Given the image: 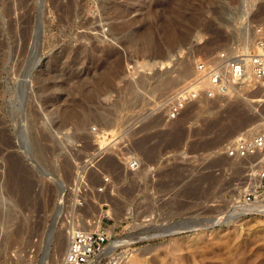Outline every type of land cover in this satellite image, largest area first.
Listing matches in <instances>:
<instances>
[{"label": "rangeland", "instance_id": "rangeland-1", "mask_svg": "<svg viewBox=\"0 0 264 264\" xmlns=\"http://www.w3.org/2000/svg\"><path fill=\"white\" fill-rule=\"evenodd\" d=\"M258 26L264 0H0V264H50L54 239L66 236L63 257L77 226L104 228L107 247L137 237L100 264H264L263 211L173 226L224 222L258 183V156L223 149L264 129L263 90L168 120L195 60L254 42Z\"/></svg>", "mask_w": 264, "mask_h": 264}, {"label": "built area", "instance_id": "built-area-1", "mask_svg": "<svg viewBox=\"0 0 264 264\" xmlns=\"http://www.w3.org/2000/svg\"><path fill=\"white\" fill-rule=\"evenodd\" d=\"M192 70V75L179 87L168 105L169 121L177 119L195 100L227 97L243 85L262 89L261 102L264 103V26L256 28V38L249 49H238L233 53L223 50L214 55L199 56ZM260 151H264V129L255 133L241 132L223 149L227 157L236 159H249ZM138 165V160L133 159L130 169H136ZM254 165H257L256 176L260 183L258 186L250 185L244 191V204L264 201V161L257 159ZM106 184L104 182L99 189H104ZM108 241L109 233L104 228L86 230L81 226L73 227L62 264H93L98 256L104 254ZM101 259L95 264H100Z\"/></svg>", "mask_w": 264, "mask_h": 264}, {"label": "bare ground", "instance_id": "bare-ground-1", "mask_svg": "<svg viewBox=\"0 0 264 264\" xmlns=\"http://www.w3.org/2000/svg\"><path fill=\"white\" fill-rule=\"evenodd\" d=\"M245 16V14H242V15H240L239 17L240 18H243ZM239 18V19H240ZM251 35H247L246 37H245V39H244V41L243 42H241V43H239V44H233V46L231 47V50H226V51H230V52H235L236 50H238V49H244V50H246V49H249L253 44H254V42H253V39H252V37H250ZM254 41H255V39H254ZM252 44V45H251ZM243 46V47H239V46ZM181 52H182V48L180 49V50H177V54L178 55H181ZM175 52H173V53H171L167 58H165V59H162V60H159V61H157V60H154V63H159V64H164V63H170V61L171 60H173V58L174 57H176L175 59H177V54L175 53ZM153 64V63H152ZM181 68V67H180ZM182 69V68H181ZM180 69V70H181ZM180 70H179V72H180ZM161 71V69H156V73L158 74V75H162V72H160ZM164 71V70H163ZM167 71V70H166ZM178 71V70H177ZM184 73H186L185 72V70H182V72H180V74H183V75H181L180 76V74L178 73V75H179V78H177V79H180V80H182V78L184 77L185 78V74ZM154 74V73H153ZM178 75L176 76V77H178ZM144 79H145V76L143 77ZM183 78V79H184ZM159 79V78H158ZM146 80V79H145ZM164 80V79H163ZM179 80V81H180ZM169 81V80H168ZM143 82V81H142ZM177 82V81H176ZM176 82H174V83H176ZM167 83L168 82H165L164 84H165V86L167 85ZM169 83H171L170 81H169ZM168 83V84H169ZM178 83V82H177ZM144 84V83H143ZM162 84H163V81H162ZM172 84V83H171ZM140 85V84H139ZM168 86V85H167ZM170 86V85H169ZM173 86V85H172ZM179 89V88H178ZM177 89V90H178ZM262 98H263V96H262ZM261 98V99H262ZM261 101H263V99L261 100ZM260 101V102H261ZM108 125V124H107ZM254 128L255 127H253V128H251V129H247L245 132H250V131H253L254 130ZM258 156V161H260V162H262V161H264V151H260L257 155H256V157ZM258 165V164H257ZM257 165H254L255 166V170H256V167H257ZM254 174H255V172H254ZM256 175H257V170H256ZM254 177H256V179H257V181H258V183H256V185H254L255 183H253L252 185H254V186H258L259 185V183H260V181H259V179L257 178V176H255V175H253ZM255 179V180H256ZM256 182V181H255ZM251 185V184H250ZM249 185V186H250ZM29 190L30 189H28V191H26L25 192V194L27 195V194H29L28 192H29ZM90 207H91V205H90ZM233 208H235V209H233ZM232 209L233 210H231L228 214H226L223 218H221V219H219V221L221 220V221H227V220H230L231 221V219H234V218H236V217H239L240 215H242V213H259V212H256V211H263L264 212V201H258V202H256V203H253V204H244V203H238V204H236V205H234V207H233ZM106 210V209H105ZM108 210V209H107ZM106 210V211H107ZM109 211V210H108ZM250 211V212H249ZM255 211V212H254ZM105 214V213H104ZM106 214H108V213H106ZM190 221V222H189ZM199 220L198 219H187V221L186 220H181V221H177L173 226L174 227H192V228H195V227H204L203 226V224H201L200 222H198ZM76 222V221H75ZM89 222V221H88ZM98 222L99 223H101V220H98ZM189 222V223H188ZM91 223V222H90ZM186 224H188V225H186ZM89 225V224H88ZM84 229H86V230H96V229H91V228H89V227H83ZM172 228V227H171ZM98 229V228H97ZM99 229H102V227L101 228H99ZM71 233V232H70ZM70 233L68 234V245H69V238H70ZM161 234H163V233H161ZM154 235H158L157 233L156 234H152V235H149V236H154ZM125 238V237H124ZM126 238H128V237H126ZM134 238H137V237H129L128 239H120V238H118V239H116V240H114L106 249H105V251H104V253L105 254H107V253H109V252H111V251H113L114 249H115V247H117V246H119V245H121V244H123V243H125V242H129V241H132V239H134ZM66 239V236L64 235V234H61V235H59L58 237H57V239L55 238L54 239V245H55V247L57 248L58 246H60V248H58L57 250L55 249V252H53V255H51L52 256V258H50V261H49V263L50 264H62V260H63V258H64V256L63 257H61L60 255H61V253H59L58 252V250L61 252L62 251V247H63V245L65 244V240ZM66 252H67V249H66V251H65V254H66ZM102 256L100 255V256H98V258L95 260V262L93 263V264H95V263H97L99 260H100V258H101ZM127 263V262H126Z\"/></svg>", "mask_w": 264, "mask_h": 264}, {"label": "water", "instance_id": "water-1", "mask_svg": "<svg viewBox=\"0 0 264 264\" xmlns=\"http://www.w3.org/2000/svg\"><path fill=\"white\" fill-rule=\"evenodd\" d=\"M241 13H242V8H239L237 11H235V12H229L228 13V17H226V21L227 22H230V23H233V21L236 19V18H238L240 15H241ZM38 36H40V34H38ZM176 48L177 47H175V48H172V49H170V48H168V49H165L164 51H162L161 52V54H160V58L161 59H165V58H167L171 53H173L175 50H176ZM6 209V213H7V208H5ZM199 221L198 222H200L201 224H203V226L204 227H209V226H216V225H218V224H222V223H229V222H231L230 220H227V221H224V222H218L217 221V218H216V216H212V217H207V218H202V219H198ZM182 227V226H181ZM189 228H192V227H186L185 229H189ZM166 233H168V231L167 232H165L164 234H166Z\"/></svg>", "mask_w": 264, "mask_h": 264}]
</instances>
